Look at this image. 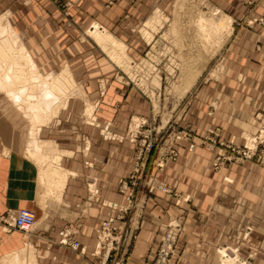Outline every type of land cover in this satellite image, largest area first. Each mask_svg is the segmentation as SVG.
Returning <instances> with one entry per match:
<instances>
[{
    "label": "rangeland",
    "instance_id": "obj_1",
    "mask_svg": "<svg viewBox=\"0 0 264 264\" xmlns=\"http://www.w3.org/2000/svg\"><path fill=\"white\" fill-rule=\"evenodd\" d=\"M86 3L88 9L78 18L73 0H0V5L7 7L0 14L4 24L0 31V81L3 73L8 75L0 94L22 119L27 141L48 142L54 156L51 164L59 171L67 158L81 160L89 168L95 160L89 153L95 152L102 155L105 171L112 150L118 146L119 152L129 150L130 170L117 181L126 204H110L117 210L114 217L124 214L120 210L126 207L125 213L134 210L143 193L155 190L169 195L176 204L185 203L182 212L166 222L152 261L162 237L170 232L173 241L164 260L169 264L196 198L214 204L231 202L230 209L245 218L246 235L253 229L261 233L253 244L261 247L257 248L261 252L248 247L242 254L238 247H219L214 264H254L255 258L264 264V0L260 5L247 0L244 10L238 0ZM38 6L53 7L58 12L55 23L72 29L61 30L60 25L53 32L54 63L37 62L38 53L46 48L29 45L32 39L43 43L41 34L32 29L27 10ZM89 7H96V12H88ZM243 39L251 41L253 49L239 47ZM57 40L64 42L58 46ZM241 49L256 53L258 61L240 63ZM33 50H37L34 55ZM51 83L54 99L50 98L49 108L39 110L43 86ZM223 87L224 91L231 88L226 90L230 104L223 101ZM7 92L17 93L18 100L11 96L16 104ZM255 92L263 99L254 98ZM241 97L245 108L238 111L234 102ZM25 152L28 156L34 153L29 142ZM147 160L156 172L167 162L178 160L192 191H177L159 181L146 170ZM110 177L102 176L101 202H113L108 197ZM94 179L90 174L83 176L86 202L94 201L95 196L99 200ZM40 186L39 202L50 196L61 202L59 187L46 179ZM10 216H0L4 232L15 229L9 224ZM36 226L20 231L23 245L27 241L30 248L0 257V264H50L55 260L53 255L38 254L37 246L29 242ZM108 238L99 232L95 256L106 250L108 258L110 249L104 241ZM57 242L74 250L60 243V236ZM224 251L230 256L228 261L223 258Z\"/></svg>",
    "mask_w": 264,
    "mask_h": 264
},
{
    "label": "crops",
    "instance_id": "obj_2",
    "mask_svg": "<svg viewBox=\"0 0 264 264\" xmlns=\"http://www.w3.org/2000/svg\"><path fill=\"white\" fill-rule=\"evenodd\" d=\"M246 1L238 0L237 4L242 2L240 6L244 10ZM252 1L260 5V0ZM86 2L87 0H73L78 18L88 9ZM6 8L0 5V14L4 13ZM89 8L88 12L91 10L96 12V7ZM27 10L32 16L30 19L32 29L43 37V43H35L32 39L29 45L46 48V51L38 53L37 62L54 63L56 60L51 49L55 47L53 32L60 25L61 30L72 31V29L65 24L55 23L54 18L58 12L53 7L38 6ZM62 42L64 40H57L56 45L59 46ZM239 47L253 49V43L243 39L240 40ZM242 49L240 63L245 60L258 61L256 53L250 54L247 51L243 52ZM36 51L33 50V55ZM62 61L64 62V58ZM224 89L223 87V91ZM230 89L226 87V90L230 91ZM226 90L223 92V101L226 100L230 104L231 99H227ZM7 94L16 104L11 95L8 92ZM256 95L263 99L260 93L255 92L254 98ZM243 99L244 97H241L234 102L238 111L245 108ZM252 101L254 102V99ZM224 106L226 107L225 104ZM22 126V119L16 114L14 107L0 94V216L13 215L19 209L31 210L35 215L37 226L28 237L29 242L37 246L38 254L55 256V260L50 264H111L117 256L124 258L126 264H150L166 222L178 216L186 204H176L169 195L157 190L143 193L141 202L135 203L134 210L124 213L122 218L113 219L111 223L113 231L109 235L108 242L101 239L105 241V247L110 249L108 258L104 254L106 250L101 255L95 256L101 223L106 220L108 214L113 216L117 212L110 204L118 206L126 204L117 190V181L119 175H125L130 170V151L119 152V146L116 147V151L112 150L109 155L110 166L105 171L102 155L96 152L89 153L90 157L95 159L89 168L82 165L81 160L77 162L67 158L62 163L63 171H59L51 164L54 156L50 153L48 142L27 141L21 130ZM28 142L31 150L34 151L30 154L33 158L25 152V145ZM181 167L182 164L179 165L177 160L175 163L167 162L162 171L156 172L153 168L150 169V160L146 161V170L156 174L159 181L173 186L177 191L188 193L192 191V186L186 180L187 174ZM85 174L94 176V182L99 190V200L95 196L94 201L86 202L87 190L83 180ZM104 174L111 176L108 197L113 202H101L104 198L102 192ZM44 179L61 189L59 196L61 202H54L52 196L48 197L46 202H39L42 191L40 185L43 184ZM195 199L191 202L190 217L182 241L177 245L169 264H214L217 263L215 255L219 247H238L239 252L243 254L260 238L261 233L255 229L246 235L245 218L243 215L238 216L236 209L235 211L230 209L231 202L222 200L223 202L214 204L216 202ZM200 214L204 215L200 216ZM204 218H208L209 222L205 223ZM61 229L75 232L73 237L79 242L82 250H73L58 244V232ZM24 242L19 230L11 229L4 232L0 221V257L15 251L19 253L25 248L29 249L28 242L26 241L25 246ZM109 246L112 247L108 248ZM253 248L261 252V247L255 245ZM258 262V258H255L254 264Z\"/></svg>",
    "mask_w": 264,
    "mask_h": 264
},
{
    "label": "built area",
    "instance_id": "obj_3",
    "mask_svg": "<svg viewBox=\"0 0 264 264\" xmlns=\"http://www.w3.org/2000/svg\"><path fill=\"white\" fill-rule=\"evenodd\" d=\"M128 203L131 204L132 202H128ZM126 208L121 209L120 211L125 213ZM122 217L123 214L116 215L115 217L113 216L106 218V220H104L101 223L99 231L108 233V235H110L111 232L113 231V227L111 224L113 219L122 218ZM9 219L11 220V223L9 224L12 227H15L21 231H25L34 223L35 217H34V213L31 210L19 209L15 214H13V216H10ZM172 235L174 234L173 233L170 234V232H168L162 237L161 243L158 247L157 257L154 261L151 262V264H164L165 257L167 256L168 251L171 248V243L173 241ZM59 236H60V243L69 245L74 249L79 247V242L76 239H74L71 232L62 230L59 232ZM113 264H126V263L124 258L117 256L114 258Z\"/></svg>",
    "mask_w": 264,
    "mask_h": 264
},
{
    "label": "bare ground",
    "instance_id": "obj_4",
    "mask_svg": "<svg viewBox=\"0 0 264 264\" xmlns=\"http://www.w3.org/2000/svg\"><path fill=\"white\" fill-rule=\"evenodd\" d=\"M4 30V24L3 23H1V21H0V31H3ZM22 53H23V51H21ZM1 54H2V52H1ZM2 56V55H1ZM25 58V57H24ZM1 65V64H0ZM13 66V65H12ZM7 68V67H6ZM14 68V67H13ZM8 70V69H7ZM6 70V71H7ZM10 70V69H9ZM5 71V72H6ZM1 74V73H0ZM5 73H3L2 75H3V77H2V79H4V80H7L8 79V75L6 74V75H4ZM10 75V74H9ZM11 78V77H10ZM59 78V77H58ZM0 80H1V78H0ZM4 80H2V81H4ZM2 81H0V90H1V88H3V82ZM10 81V80H9ZM8 81V82H9ZM61 82V81H60ZM55 83V82H54ZM53 83V84H54ZM52 84V83H51ZM53 84L52 85H48V84H44V86H43V99H42V103H43V105H40L39 107H37L39 110L41 109V107H43V108H49L48 106L50 105V103H51V101H50V98L53 100L54 99V93H52V90H51V88L50 87H54L53 86ZM6 85V84H5ZM4 85V86H5ZM56 86V85H55ZM11 94V93H10ZM11 96L13 97V99L14 100H18L17 98V93H16V96L15 95H13V94H11ZM45 104V105H44ZM45 106V107H44ZM51 108V107H50ZM34 217H35V215H34ZM35 221H36V219L34 220V223H35ZM10 223H11V220H10ZM34 223L29 227V228H31L33 225H34ZM13 228H15V227H13ZM28 228V229H29ZM15 229H17V228H15ZM27 229V230H28ZM17 230H19V229H17ZM27 230H25V231H23V232H26ZM66 230V229H65ZM19 231H21V230H19ZM67 231V230H66ZM100 232V231H99ZM101 233V235L104 233V234H106V235H108V233H105V232H100ZM226 251H224V253H223V258H225V261H228L227 259H229L230 258V256H228V254L227 253H225ZM114 260V259H113ZM113 260H112V262H111V264H113ZM151 264V263H150Z\"/></svg>",
    "mask_w": 264,
    "mask_h": 264
}]
</instances>
